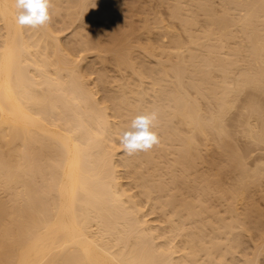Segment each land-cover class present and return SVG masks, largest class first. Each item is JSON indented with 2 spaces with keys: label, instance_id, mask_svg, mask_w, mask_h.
I'll use <instances>...</instances> for the list:
<instances>
[{
  "label": "bare ground",
  "instance_id": "6f19581e",
  "mask_svg": "<svg viewBox=\"0 0 264 264\" xmlns=\"http://www.w3.org/2000/svg\"><path fill=\"white\" fill-rule=\"evenodd\" d=\"M154 1L0 0V264H264V0Z\"/></svg>",
  "mask_w": 264,
  "mask_h": 264
},
{
  "label": "clouds",
  "instance_id": "9594fccd",
  "mask_svg": "<svg viewBox=\"0 0 264 264\" xmlns=\"http://www.w3.org/2000/svg\"><path fill=\"white\" fill-rule=\"evenodd\" d=\"M16 23L21 26L39 28L51 22V0H15ZM158 112L151 111L136 116L129 127L119 134L122 151L131 156L138 152H148L160 144V137L154 131Z\"/></svg>",
  "mask_w": 264,
  "mask_h": 264
},
{
  "label": "rangeland",
  "instance_id": "374dc122",
  "mask_svg": "<svg viewBox=\"0 0 264 264\" xmlns=\"http://www.w3.org/2000/svg\"><path fill=\"white\" fill-rule=\"evenodd\" d=\"M152 2H155V1L152 0ZM153 5H156V2H155V4H154V3H153V4L151 3V7H153ZM157 6H158V5L154 6V9H155ZM159 7H160V6H158L157 8H159ZM160 8H161V7H160ZM160 8H159V10H160V11H159V14L161 15V14L163 13L164 18L167 17L166 11L164 12L165 9L162 10L163 8H161V9H160ZM156 10H158V9H156ZM162 11H163V12H162ZM160 12H161V13H160ZM163 16L161 15L162 18H163ZM89 58L91 59V57L88 55V57H87L86 60L88 61ZM90 59H89V60H90ZM263 93H264V92H263ZM263 96H264V94H263ZM263 96L261 95L260 97H261V99L264 100Z\"/></svg>",
  "mask_w": 264,
  "mask_h": 264
}]
</instances>
